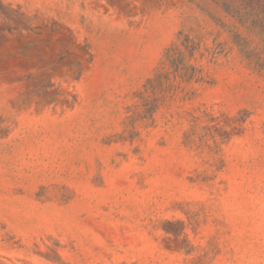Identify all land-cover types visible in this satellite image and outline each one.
I'll return each mask as SVG.
<instances>
[{
    "label": "rangeland",
    "instance_id": "rangeland-1",
    "mask_svg": "<svg viewBox=\"0 0 264 264\" xmlns=\"http://www.w3.org/2000/svg\"><path fill=\"white\" fill-rule=\"evenodd\" d=\"M0 264H264V0H0Z\"/></svg>",
    "mask_w": 264,
    "mask_h": 264
}]
</instances>
